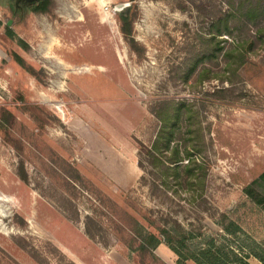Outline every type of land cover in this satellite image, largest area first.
Instances as JSON below:
<instances>
[{"label": "rangeland", "instance_id": "374dc122", "mask_svg": "<svg viewBox=\"0 0 264 264\" xmlns=\"http://www.w3.org/2000/svg\"><path fill=\"white\" fill-rule=\"evenodd\" d=\"M224 2L51 0L36 13L0 0V264H178L162 241L138 248L148 220L176 222L192 247L212 239L264 256V44L234 73L219 57L208 79L182 80ZM122 11L134 14L137 53ZM170 101L198 113L200 141L183 121L170 147L199 144L202 190L151 189L141 149L160 127L153 110ZM231 222L235 236L223 230Z\"/></svg>", "mask_w": 264, "mask_h": 264}, {"label": "trees", "instance_id": "16d2710c", "mask_svg": "<svg viewBox=\"0 0 264 264\" xmlns=\"http://www.w3.org/2000/svg\"><path fill=\"white\" fill-rule=\"evenodd\" d=\"M51 0H35L29 4L31 12L46 13ZM224 9L215 11L211 16L206 38L202 39L197 52L192 53L183 61L184 81L197 71L196 79H208L209 73L206 64L217 61L221 57L224 63L223 71L236 72L256 52L260 44H264V0H225ZM118 27L121 35L127 41L130 49L139 52L133 40L132 24L134 14L122 11L117 16ZM12 37L10 31L7 34ZM225 38H222V37ZM227 43V46L224 44ZM24 46L22 41H18ZM17 61L21 59L13 55ZM19 58V59H18ZM185 62V63H184ZM224 71V72H225ZM225 82H229L225 79ZM224 81V80H223ZM221 81V83L223 82ZM183 103L164 102L161 107L153 110L160 122L156 137L149 148H142L146 162L150 167L149 173L153 182L151 189L158 190L159 186L166 192L171 183L175 187L182 186L202 190L205 170L201 163L195 159V151L199 150L194 143L200 141L202 129L198 123V113L190 105L184 109ZM183 109L185 112L181 113ZM183 116V118H182ZM187 123L186 132L191 141L179 146L173 145L175 140H180V124ZM178 138V139H177ZM138 166L143 169L142 160ZM17 175L22 182H26V174L22 163L17 169ZM158 181L159 183H154ZM263 204V203H262ZM136 225V224H135ZM138 226V225H137ZM230 236H235L240 228L234 223H229L223 228ZM138 240V248L142 251H151L162 241L176 255L178 264L187 261L193 264H250L248 256H253L264 264V256L251 248L245 253L241 248H232L224 244H217L208 239L199 247H192L190 233L184 231L179 224L172 222L171 227L165 224L156 225L153 221H147L146 229L139 227L134 230Z\"/></svg>", "mask_w": 264, "mask_h": 264}, {"label": "flooded vegetation", "instance_id": "af4514ba", "mask_svg": "<svg viewBox=\"0 0 264 264\" xmlns=\"http://www.w3.org/2000/svg\"><path fill=\"white\" fill-rule=\"evenodd\" d=\"M35 1V0H33ZM32 2V1H31ZM31 2L25 3L23 0H13V7L16 12H21L23 10H28L29 4Z\"/></svg>", "mask_w": 264, "mask_h": 264}, {"label": "water", "instance_id": "95a60500", "mask_svg": "<svg viewBox=\"0 0 264 264\" xmlns=\"http://www.w3.org/2000/svg\"><path fill=\"white\" fill-rule=\"evenodd\" d=\"M28 1L30 2V1H33V0H28ZM125 7H127L126 4H120V5H117V6L114 8V10H115V11H121V10L124 9Z\"/></svg>", "mask_w": 264, "mask_h": 264}, {"label": "bare ground", "instance_id": "6f19581e", "mask_svg": "<svg viewBox=\"0 0 264 264\" xmlns=\"http://www.w3.org/2000/svg\"><path fill=\"white\" fill-rule=\"evenodd\" d=\"M84 70H86V71H87L88 69H87V68H84Z\"/></svg>", "mask_w": 264, "mask_h": 264}]
</instances>
